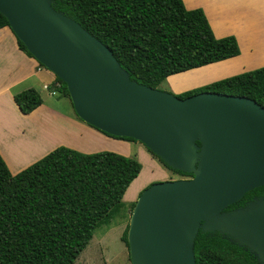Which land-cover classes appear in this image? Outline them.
Here are the masks:
<instances>
[{
  "label": "water",
  "instance_id": "95a60500",
  "mask_svg": "<svg viewBox=\"0 0 264 264\" xmlns=\"http://www.w3.org/2000/svg\"><path fill=\"white\" fill-rule=\"evenodd\" d=\"M0 13L38 64L66 85L81 121L133 139L168 168L192 175L140 193L127 230L131 264H196L199 230L219 232L264 264V198L226 211L264 186L263 107L212 92L180 99L130 80L112 52L50 0H0Z\"/></svg>",
  "mask_w": 264,
  "mask_h": 264
},
{
  "label": "trees",
  "instance_id": "16d2710c",
  "mask_svg": "<svg viewBox=\"0 0 264 264\" xmlns=\"http://www.w3.org/2000/svg\"><path fill=\"white\" fill-rule=\"evenodd\" d=\"M50 5L105 45L130 80L152 89L170 76L239 55L234 36L217 39L203 10H187L182 0H50ZM4 27L8 21L0 13V29ZM17 44L32 57L20 41ZM55 81L57 91L71 103L66 85L57 77ZM202 92L246 97L264 108V67L176 96ZM14 101L23 114L42 103L34 89L16 94ZM147 151L174 174L192 177L168 168ZM140 171L134 158L60 146L12 175L0 156V264H74L94 231L120 208ZM262 197L264 186L247 192L226 211ZM127 230L128 225L121 240L128 249ZM193 253L196 264H261L254 253L219 232L199 230Z\"/></svg>",
  "mask_w": 264,
  "mask_h": 264
},
{
  "label": "crops",
  "instance_id": "0c3cea01",
  "mask_svg": "<svg viewBox=\"0 0 264 264\" xmlns=\"http://www.w3.org/2000/svg\"><path fill=\"white\" fill-rule=\"evenodd\" d=\"M182 1L187 10H203L217 39L234 36L239 55L177 74H193L194 82L179 90L171 85L174 93H182L264 67V0ZM57 88L54 74L19 49L17 39L9 27L1 28L0 156L12 175L60 146L91 154L103 152L109 145L121 144L117 153L130 152L129 144L109 139L81 121L71 103L66 102L68 98L58 92ZM27 89L36 90L42 103L30 114H23L16 105L14 96ZM39 131H44L43 137ZM138 153L143 157L147 156L142 146L138 147ZM138 179L139 176L123 195V200H128L131 205L144 188L139 182V187L128 195V189Z\"/></svg>",
  "mask_w": 264,
  "mask_h": 264
},
{
  "label": "rangeland",
  "instance_id": "374dc122",
  "mask_svg": "<svg viewBox=\"0 0 264 264\" xmlns=\"http://www.w3.org/2000/svg\"><path fill=\"white\" fill-rule=\"evenodd\" d=\"M191 82H194L193 74L176 75L167 78L158 87V90L177 95L179 93H174L172 86L175 88V90H179L189 85V83ZM66 102L69 103L67 99ZM39 133L41 137L44 136V131H39ZM110 138L111 137H109V139ZM111 139L116 140L117 142H124L129 144L131 148L130 152L128 154L117 153L121 149V144H117L116 146L109 145L103 151L113 152L125 157L134 158L141 165V171L138 175L139 181H137V183H134L130 187V189H128V195H130L133 191L136 190V188L139 187V185H137L139 182H141L144 186V190L154 183L186 179V177H181L166 169L155 157H153L147 151V148L141 143L114 138ZM139 146H142L145 152H147L146 157H143L138 153ZM131 207L132 205L130 204V202L126 199L123 200L122 198L120 208L116 211L109 222L104 223L94 231L93 237L90 240L89 244L79 255L74 264H131L128 249L125 243L121 240L123 231L129 223Z\"/></svg>",
  "mask_w": 264,
  "mask_h": 264
},
{
  "label": "flooded vegetation",
  "instance_id": "af4514ba",
  "mask_svg": "<svg viewBox=\"0 0 264 264\" xmlns=\"http://www.w3.org/2000/svg\"><path fill=\"white\" fill-rule=\"evenodd\" d=\"M262 198H264V197H262ZM262 198H254L252 201H250V202H253V201H256V200H259V199H262ZM240 201V200H239ZM238 201V202H239ZM238 202H236V203H238ZM250 202H247V203H250ZM235 203V204H236ZM234 205V204H233ZM239 208H242V207H239ZM235 209H238V207L237 208H235ZM232 210H234V209H232ZM232 210H229V211H232Z\"/></svg>",
  "mask_w": 264,
  "mask_h": 264
}]
</instances>
